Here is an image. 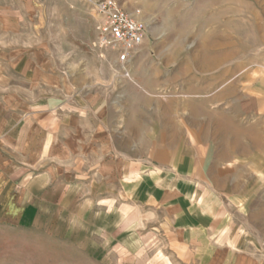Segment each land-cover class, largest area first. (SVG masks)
I'll return each mask as SVG.
<instances>
[{"label":"crops","instance_id":"crops-1","mask_svg":"<svg viewBox=\"0 0 264 264\" xmlns=\"http://www.w3.org/2000/svg\"><path fill=\"white\" fill-rule=\"evenodd\" d=\"M40 9L39 0H0V206L11 197L13 220L52 234L92 228L119 264H264L234 214H243L239 114L217 106L236 92L218 84L210 107L193 106L185 86L160 93L154 69L148 92L82 90L90 80L65 82L41 46L27 47L25 24ZM135 18L146 28L136 55L148 30ZM184 64L166 85L188 78ZM210 108L235 110V123Z\"/></svg>","mask_w":264,"mask_h":264},{"label":"rangeland","instance_id":"rangeland-1","mask_svg":"<svg viewBox=\"0 0 264 264\" xmlns=\"http://www.w3.org/2000/svg\"><path fill=\"white\" fill-rule=\"evenodd\" d=\"M118 1L129 14L140 16L148 30L144 49L127 65L113 53L94 47L98 16L92 0H39V21L25 24L27 47L41 46L48 59L45 64L54 73L57 68L65 82L90 80L82 90L100 91L103 87L108 94L124 96L134 91L148 92L146 83L152 81L148 72L154 69L162 71L155 84L162 87L157 89L160 93L176 94L185 86L193 106L210 107L208 94L218 84L223 95L236 92V101L228 96L217 106L222 110L225 104H233L239 114L240 141L236 144L243 156L239 161L242 172L236 177L243 186L236 196L242 200L243 214H234L239 234L246 233L256 242V255L264 258V0ZM180 60L186 61L180 68L188 78L166 85L165 79L174 75ZM106 64L110 68L105 69ZM68 91V84L61 88L63 96ZM210 111L208 116L218 122L235 123L231 115L235 110ZM8 204L0 206L1 212L5 207L4 215L0 214V264H119L110 254L111 246L100 247L95 239L99 234L92 228L78 231L76 223L73 231L52 234L18 224L8 215L13 207ZM72 219L66 221L72 223ZM87 236L91 242L87 243Z\"/></svg>","mask_w":264,"mask_h":264},{"label":"built area","instance_id":"built-area-1","mask_svg":"<svg viewBox=\"0 0 264 264\" xmlns=\"http://www.w3.org/2000/svg\"><path fill=\"white\" fill-rule=\"evenodd\" d=\"M92 1L93 11L99 18L94 47L102 52H114L118 61L127 65L143 46L146 36L144 24L129 14L118 0Z\"/></svg>","mask_w":264,"mask_h":264},{"label":"bare ground","instance_id":"bare-ground-1","mask_svg":"<svg viewBox=\"0 0 264 264\" xmlns=\"http://www.w3.org/2000/svg\"><path fill=\"white\" fill-rule=\"evenodd\" d=\"M139 18V17H138Z\"/></svg>","mask_w":264,"mask_h":264}]
</instances>
